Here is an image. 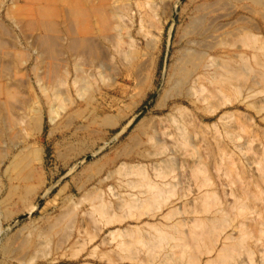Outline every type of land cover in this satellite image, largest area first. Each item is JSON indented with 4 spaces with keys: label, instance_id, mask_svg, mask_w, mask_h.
Returning a JSON list of instances; mask_svg holds the SVG:
<instances>
[{
    "label": "rangeland",
    "instance_id": "374dc122",
    "mask_svg": "<svg viewBox=\"0 0 264 264\" xmlns=\"http://www.w3.org/2000/svg\"><path fill=\"white\" fill-rule=\"evenodd\" d=\"M0 158V264H264V0H0Z\"/></svg>",
    "mask_w": 264,
    "mask_h": 264
},
{
    "label": "bare ground",
    "instance_id": "6f19581e",
    "mask_svg": "<svg viewBox=\"0 0 264 264\" xmlns=\"http://www.w3.org/2000/svg\"><path fill=\"white\" fill-rule=\"evenodd\" d=\"M113 29V28H112ZM120 35V34H119ZM119 46V45H118ZM126 53V52H125ZM127 55V54H126ZM246 59V58H245ZM242 63V62H241ZM217 68V67H216ZM77 69V68H76ZM205 70V69H204ZM212 74V73H211ZM214 85V84H213ZM146 134V133H145ZM153 137V136H152ZM150 142V140H149ZM158 143V141L156 142V144ZM154 145V144H153ZM1 159V158H0ZM23 178V177H22Z\"/></svg>",
    "mask_w": 264,
    "mask_h": 264
}]
</instances>
